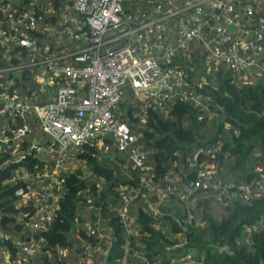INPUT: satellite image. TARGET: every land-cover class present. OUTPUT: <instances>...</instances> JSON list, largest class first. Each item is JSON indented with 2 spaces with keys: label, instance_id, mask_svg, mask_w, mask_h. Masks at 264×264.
Returning a JSON list of instances; mask_svg holds the SVG:
<instances>
[{
  "label": "trees",
  "instance_id": "1",
  "mask_svg": "<svg viewBox=\"0 0 264 264\" xmlns=\"http://www.w3.org/2000/svg\"><path fill=\"white\" fill-rule=\"evenodd\" d=\"M37 1L49 3L53 10L65 3ZM160 1L175 6L184 3ZM14 4L17 0H12ZM141 4V0H124L123 16L135 17ZM231 7H237L235 0ZM31 8L41 16L39 23H54L53 14L46 15L37 4ZM6 26L7 19L0 15V28ZM31 34L41 48L47 38L39 31ZM7 44L6 53H0V69L14 68L0 71V90L16 96L37 91L41 85L32 73L38 66L29 62L31 54L22 46ZM49 45L53 47V43ZM164 65L180 78L177 91L188 89L200 95L199 105L178 93L159 107L125 84L113 109L146 149L145 161L152 167L154 182L165 185L169 174L177 185H185L200 168L214 169L219 179L236 184L264 181V81L244 79L247 73L242 80L236 79L221 65L206 67L199 43L179 51ZM32 138L43 141L34 124L21 142L22 152L13 157L0 152V232L7 235L0 239V264H19L16 239L37 241L38 249L29 264H179L171 260L182 262L185 250L196 255L187 264H264V221L249 229L264 216V184L261 189H251L247 200L236 192L222 193L216 200V191L200 189L185 199L175 194L141 199L135 193L136 172L109 139L106 154L85 145L75 152V158L84 162V172L75 167L64 173L53 217L45 229H31L34 208L25 194L17 198L13 190L31 184L19 175L33 177L44 160L32 147ZM91 152L97 155L91 156ZM113 175L114 181L104 187ZM11 176L13 181H9ZM121 194L131 197L125 219L118 212ZM87 222L93 227L100 224V233L88 234ZM96 246L99 252L94 250ZM86 253L90 256L84 260Z\"/></svg>",
  "mask_w": 264,
  "mask_h": 264
},
{
  "label": "built area",
  "instance_id": "2",
  "mask_svg": "<svg viewBox=\"0 0 264 264\" xmlns=\"http://www.w3.org/2000/svg\"><path fill=\"white\" fill-rule=\"evenodd\" d=\"M123 1L65 0L56 10L37 0H17L14 5L12 0L0 1L1 19H7V26L0 28V53H6L7 41L27 49L31 54L29 62L38 66L32 78L41 85L37 91L21 96L0 90V152L11 157L22 152L20 145L31 124L44 141L42 144L31 139L32 147L44 160L34 178L19 175L31 184L13 190L17 198L25 194L34 208L31 229H45L53 217L64 173L75 167L84 172V162L75 158V152L85 145L106 154L110 148L108 139L136 172L135 193L141 199L152 195L161 199L168 194L185 199L200 189L216 191V200L225 192H236L247 200L251 189L263 187L264 181L236 184L219 179L214 169L204 168L198 169L185 185H177L169 174L165 185H158L138 135L116 118L113 109L125 84L142 91L159 107L178 93L199 105L200 95L188 89L178 92L176 71L164 65L179 51L198 43L206 65H221L239 80L252 70L264 74V0H235L234 8L233 0H186L178 6L141 0V8L133 18L123 16ZM34 4L46 15L53 14L54 23H39L41 16L31 8ZM58 12L64 14L61 20L56 19ZM33 31L51 41H42L43 46L38 48ZM11 68L14 67L0 71ZM67 162L75 165L68 167ZM9 181H13L12 176ZM120 199L118 212L125 219L131 197L121 194ZM84 202L90 207L89 197L85 196ZM263 221L261 216L249 229L254 230ZM85 229L92 234L96 230L100 233L102 227L87 222ZM0 239H7V235L0 232ZM14 244L18 263L29 264L38 249L37 241L16 239ZM94 250L99 252L100 248L96 246ZM89 256L86 253L82 259ZM195 256L193 251L185 250L182 262L171 261L187 264Z\"/></svg>",
  "mask_w": 264,
  "mask_h": 264
},
{
  "label": "rangeland",
  "instance_id": "3",
  "mask_svg": "<svg viewBox=\"0 0 264 264\" xmlns=\"http://www.w3.org/2000/svg\"><path fill=\"white\" fill-rule=\"evenodd\" d=\"M63 17H64V14L60 15L59 12H58V14L56 15V19H57V20H61ZM206 67H207V65H206ZM200 70H201V69H200ZM250 74H251V75H250ZM250 74H244V75H245L244 79L247 78V79H249V81L252 82V81L254 80V78H259V79H262V81H264V74L261 73L260 71L252 70V71H250ZM176 75H177V73H176ZM176 78H178V75H177ZM179 81H181L180 78H178V84H179ZM72 163H75V161H72ZM66 165H67L68 167H73L75 164H71V163H68V162H67Z\"/></svg>",
  "mask_w": 264,
  "mask_h": 264
},
{
  "label": "crops",
  "instance_id": "4",
  "mask_svg": "<svg viewBox=\"0 0 264 264\" xmlns=\"http://www.w3.org/2000/svg\"><path fill=\"white\" fill-rule=\"evenodd\" d=\"M170 1H172L173 3H175V2L180 3V2H185L186 0H170ZM175 4H177V3H175ZM136 95L137 96H142L143 95V92L142 91H136Z\"/></svg>",
  "mask_w": 264,
  "mask_h": 264
},
{
  "label": "water",
  "instance_id": "5",
  "mask_svg": "<svg viewBox=\"0 0 264 264\" xmlns=\"http://www.w3.org/2000/svg\"><path fill=\"white\" fill-rule=\"evenodd\" d=\"M114 178H115V176L113 175V176L111 177V179H110V180H108V181H105V182L103 183V186H104V187H106L107 185H109L111 182H113V181H114Z\"/></svg>",
  "mask_w": 264,
  "mask_h": 264
}]
</instances>
